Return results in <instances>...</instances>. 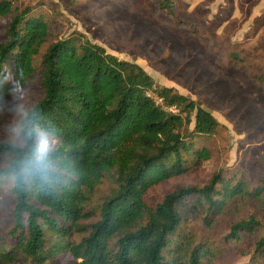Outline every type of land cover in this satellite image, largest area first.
<instances>
[{
	"label": "trees",
	"instance_id": "obj_1",
	"mask_svg": "<svg viewBox=\"0 0 264 264\" xmlns=\"http://www.w3.org/2000/svg\"><path fill=\"white\" fill-rule=\"evenodd\" d=\"M12 12V1L0 0V19ZM27 12L13 14L0 42V105L14 90L8 75L24 87L37 72L34 59L48 27L40 18L27 19ZM40 77L42 96L19 118L23 142H0V160L7 162L0 167V178H12L10 235L15 245L0 260L13 262L18 252L42 264L65 246L76 264H173L165 250L185 210L206 206L215 215L234 197L261 198L262 187L249 191L242 182L232 184L214 173L207 183L179 186L149 207L147 192L184 173L187 153L209 158L206 149H193L182 129L193 123L194 133L210 135L219 126L214 115L174 88L155 84L139 64L76 36L46 47ZM40 132L50 136L56 170L47 181L19 180L17 162L32 153ZM107 175L116 187L86 228L83 221L95 216L86 202ZM257 226L254 216L241 219L231 226L230 236ZM48 232L63 238L74 232L85 235L45 250ZM256 250L264 255V237L257 240ZM187 264H199L194 251Z\"/></svg>",
	"mask_w": 264,
	"mask_h": 264
},
{
	"label": "rangeland",
	"instance_id": "obj_2",
	"mask_svg": "<svg viewBox=\"0 0 264 264\" xmlns=\"http://www.w3.org/2000/svg\"><path fill=\"white\" fill-rule=\"evenodd\" d=\"M13 12L0 19V42L5 40L11 17L28 9V18L46 22L48 34L35 56V76L13 90L0 105V142H16L19 118L42 96L40 58L59 39L76 36L98 44L119 59L142 66L155 84L172 87L195 100L219 121L210 135H197L193 123L183 133L193 149H206L209 158L186 154V171L150 188L149 207L184 185H203L214 173L249 191L262 187L261 198L237 196L213 215L205 207L185 210L178 229L170 236L166 260L187 264L193 251L199 264H264L256 242L264 237V0H11ZM7 73L8 67H6ZM12 76H7V82ZM9 84V83H8ZM49 141L50 136L40 132ZM19 144V143H18ZM7 164L0 160V167ZM116 187L107 175L90 194L86 209L95 216L83 221L86 228L98 217L103 199ZM12 178H0V255L15 249ZM254 216L259 226L230 236L231 226ZM85 232L63 238L47 233L45 250L78 242ZM60 250V251H59ZM42 264H76L64 246ZM36 264L16 254L13 262Z\"/></svg>",
	"mask_w": 264,
	"mask_h": 264
},
{
	"label": "clouds",
	"instance_id": "obj_3",
	"mask_svg": "<svg viewBox=\"0 0 264 264\" xmlns=\"http://www.w3.org/2000/svg\"><path fill=\"white\" fill-rule=\"evenodd\" d=\"M8 83L14 90H18L19 78L8 81ZM14 131L16 132V142L22 143L19 130L14 129ZM50 148V142L43 136H40L37 140V146L32 150V153L17 162L18 179L22 181L33 177L39 178L42 181L50 179V173L56 170L50 158Z\"/></svg>",
	"mask_w": 264,
	"mask_h": 264
}]
</instances>
